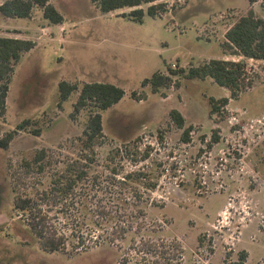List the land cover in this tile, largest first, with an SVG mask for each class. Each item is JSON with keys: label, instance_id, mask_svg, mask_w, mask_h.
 <instances>
[{"label": "rangeland", "instance_id": "1", "mask_svg": "<svg viewBox=\"0 0 264 264\" xmlns=\"http://www.w3.org/2000/svg\"><path fill=\"white\" fill-rule=\"evenodd\" d=\"M161 2L166 11L155 17L145 12L142 23L126 16L130 9L102 14L91 0H51L63 17L60 24L46 19L39 7L30 18L0 13V37L35 43L15 66L6 113L0 116V140L20 122L33 121L7 149L0 148V213L9 220L0 228V264H151L147 249L177 255L173 264H234L241 251L248 254L244 264H264V61L245 60L251 85L213 116L210 98H230V92L210 78L188 80L168 71L224 58L226 31L248 9L264 19V0ZM225 60L238 58L226 55ZM156 72L173 83L153 93L143 81ZM62 81L77 90L60 105ZM86 83H111L125 94L101 112L104 138L89 178L78 189L80 206L87 209L76 210L69 200L71 216L49 207L48 221L68 236L69 252L48 253L27 217L13 210V201L17 192L46 189L64 162L80 154L89 109L95 108L72 114ZM174 109L184 116L185 127L192 126L188 142L182 140L183 130L169 123ZM233 114L238 123H230ZM37 129L40 136L33 134ZM213 130L220 140L209 147ZM41 149L48 152L45 171L27 174L22 163ZM117 149L119 156L110 159ZM138 170L147 174L144 183H158L155 191L143 183L129 189L119 183ZM95 177L100 192L89 190ZM116 225L118 236L121 229L132 230L124 233L127 240L110 245L106 240L114 237ZM73 232L86 246L100 243L75 252Z\"/></svg>", "mask_w": 264, "mask_h": 264}, {"label": "trees", "instance_id": "2", "mask_svg": "<svg viewBox=\"0 0 264 264\" xmlns=\"http://www.w3.org/2000/svg\"><path fill=\"white\" fill-rule=\"evenodd\" d=\"M160 1L162 0H91L92 4L105 15L130 9L131 11L126 14V16L132 21L139 23L143 22L145 12L149 16L155 17L166 11V5ZM248 1L250 4L254 2V0ZM144 6H148L146 10H144ZM35 7H39L43 11L44 17L51 23H62L63 17L51 3V0H5L0 5V13L4 17L11 19L30 18ZM224 38L225 40L221 45L224 55L236 58L241 57L243 59L236 61L212 59L198 66H191L187 70L184 68H180L179 70H168L170 74L179 75L188 80H206L210 78L218 86L230 92V98H210V116L217 114L221 115L223 108L229 103V99L237 100L240 93L251 85V78L248 76L247 63L244 58L264 61V19L257 16L252 9H248V11L240 16L226 31ZM34 47L35 43L31 40L0 37V116H4L6 113V99L15 66L19 63L22 55ZM172 83V79L169 75L156 72L151 78L143 81V87L149 86L151 91L155 93L163 87H169ZM174 85L179 86V82H175ZM76 90L77 88L75 85L67 81H62L59 84L58 92L60 105ZM124 94L122 88L111 83L84 84L74 104L72 117L75 118L77 114L87 107H94L95 109H89L87 123L82 132V137L80 138L82 145L80 154L74 159L64 162V166L51 176L50 184L46 189L37 190L34 194L22 195L18 192L15 193L13 210L22 212V215L27 217V225L35 235L40 247L48 253L60 252L67 254V252H69L67 249V243L69 241L68 236L52 228L48 221L49 207H56L59 209V213L69 214L70 216L71 211H69V209L71 206L66 202L70 201L69 203L72 205L77 204L76 210L81 212L82 208L86 207L87 209L86 205L83 207L80 206L82 203L81 200L78 201V197L81 194L78 189L81 187L82 183L86 182L89 178L90 174L88 168L95 163L96 147L101 144V140L104 138L101 112L112 108L120 102ZM132 95L133 98L136 97L135 93ZM138 100H142V98ZM32 123V120L27 119L17 124L15 130L10 131L0 140V148L7 149L16 133L19 131H27ZM169 123L183 130L182 140L185 142L189 141L192 126L185 127V118L180 111L176 109L170 111ZM217 133L218 130H213L209 147L219 142L220 138ZM33 134L40 136L41 130H34ZM159 139H162V135L159 136ZM148 152L149 150L145 152L143 159L148 158ZM113 156H115V158L119 156V149L113 152L110 159H114ZM47 159V150L41 149L37 151L32 160H25L22 163V167L27 174L33 172L34 169H37L39 173H43V171H45ZM112 172L114 177L118 175L115 169H113ZM146 178L147 174L144 172L139 170L132 171L121 178L119 183L125 187V189L143 183L142 185L145 186L146 190L155 191L158 183H144L143 181ZM100 185L101 183H99L98 178L95 177L94 184L89 190L95 192L97 187L98 192H100L102 191ZM87 194L90 195L91 193L88 192ZM44 206H47V211ZM99 213L104 214L105 212L100 211ZM116 215L118 216L117 213ZM75 218L77 222V215H75ZM82 224L85 225L86 222L81 223V225ZM93 224L95 223L93 222ZM117 226L118 225L113 228L115 232L112 236L114 237L107 238L106 240L110 245L111 243L114 244L117 239L127 240V234L125 235L124 233L132 230L130 229L125 232V230L121 229L123 234L120 233L122 236H118ZM76 230L77 228L75 231ZM71 238L75 239V242L77 241V243L73 242L71 244L75 252L86 250L90 247H96L98 243H100V241L95 240V242H92V245H89L90 247L86 246L82 237L76 232H73ZM135 240V238H130L131 243L135 242ZM149 243L151 244L154 242L149 240ZM155 245L157 246L156 243ZM162 247L166 248V244L163 243ZM172 247L176 248L177 252L180 251L179 244L174 243ZM147 251L148 254L152 255L149 260V262H152L151 264H173L172 261L178 259L177 255L173 258L168 257V252L166 251L158 252L153 249H147ZM247 256V252L241 251L238 256L239 262L234 264H244Z\"/></svg>", "mask_w": 264, "mask_h": 264}, {"label": "crops", "instance_id": "3", "mask_svg": "<svg viewBox=\"0 0 264 264\" xmlns=\"http://www.w3.org/2000/svg\"><path fill=\"white\" fill-rule=\"evenodd\" d=\"M225 58H226V55H224V58L222 57V59H225ZM8 222H9L8 218L0 213V228L7 226Z\"/></svg>", "mask_w": 264, "mask_h": 264}, {"label": "built area", "instance_id": "4", "mask_svg": "<svg viewBox=\"0 0 264 264\" xmlns=\"http://www.w3.org/2000/svg\"><path fill=\"white\" fill-rule=\"evenodd\" d=\"M163 1V0H162ZM161 2V1H160ZM240 59H243V58H238V60H240ZM244 60H253V59H246V58H244ZM235 113H238L239 112V110H235L234 111ZM230 123H238V120H237V118H236V116H234V114L231 116V118H230Z\"/></svg>", "mask_w": 264, "mask_h": 264}]
</instances>
